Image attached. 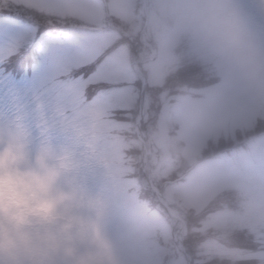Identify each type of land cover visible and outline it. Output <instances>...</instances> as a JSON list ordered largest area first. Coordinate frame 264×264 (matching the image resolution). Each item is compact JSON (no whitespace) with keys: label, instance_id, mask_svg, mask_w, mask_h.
<instances>
[{"label":"rangeland","instance_id":"rangeland-1","mask_svg":"<svg viewBox=\"0 0 264 264\" xmlns=\"http://www.w3.org/2000/svg\"><path fill=\"white\" fill-rule=\"evenodd\" d=\"M28 51L23 74L1 68ZM186 67L200 88L154 92ZM16 136L68 156L84 223L0 264H264V0H0V140ZM236 234L252 248H227Z\"/></svg>","mask_w":264,"mask_h":264},{"label":"clouds","instance_id":"clouds-1","mask_svg":"<svg viewBox=\"0 0 264 264\" xmlns=\"http://www.w3.org/2000/svg\"><path fill=\"white\" fill-rule=\"evenodd\" d=\"M70 166L67 155L47 148L30 157L18 136L0 140V251L57 250L71 241L84 221L60 186Z\"/></svg>","mask_w":264,"mask_h":264},{"label":"trees","instance_id":"trees-1","mask_svg":"<svg viewBox=\"0 0 264 264\" xmlns=\"http://www.w3.org/2000/svg\"><path fill=\"white\" fill-rule=\"evenodd\" d=\"M116 44L117 43H115L110 48H108V50L106 51V54L110 53L111 51L116 49V47H117ZM137 45H141V43L139 42V44H137ZM31 53L32 52H29L28 54L23 53L20 55H15V56L9 58L6 62L2 63L1 68L4 70L5 73H9L12 75H18V76L21 75V74H23L22 72L24 70H26L27 68L30 67V63H32L31 59H30ZM101 59H103V56H100L98 61H100ZM98 61H95L94 63L90 64L89 66L81 68L78 71V73H76V76H88L89 74H91L95 70L97 64L99 63ZM182 75H184L185 77H183ZM183 80H187V84L190 86V88L195 87L197 89L202 86V83L204 81L202 78V73L200 72L199 68H193V67L188 68V67H186L185 69H181V71H179L175 74L173 73V74L167 75L165 78V81H164V85L161 87H157L156 88L157 91L154 89V92L158 93V95H159L161 92L164 91V89H167V91H169L170 94H174L175 93L174 86L178 85L179 81H183ZM102 87H104V85ZM146 88H147V90H150V88H148V87H146ZM100 89H102V88L99 86H96L94 89L90 87L87 91V99L89 100ZM94 90H95V92H94ZM89 96H91V97L89 98ZM111 118H114V116H111ZM117 120H119V119H117ZM207 155H208V152H205L204 153L205 159L207 158ZM228 240H230V241L227 243L226 242L224 243V244H226L225 246L227 248H235V249H238V248L239 249H247V248L250 249V248H252V244H251L252 241L249 240L248 237H246L242 234H236L234 236H231Z\"/></svg>","mask_w":264,"mask_h":264},{"label":"water","instance_id":"water-1","mask_svg":"<svg viewBox=\"0 0 264 264\" xmlns=\"http://www.w3.org/2000/svg\"><path fill=\"white\" fill-rule=\"evenodd\" d=\"M135 72L141 78V81H142L141 91H140V95H139V109H140V113H141V110H142V107H143V94H144V90H145V80H144V76L140 72H138V71H135ZM140 120H138V123H139ZM136 133H137V135H139L138 132H136ZM153 191L159 198H161L160 197L161 195L158 192H156L155 190H153ZM163 204H164L165 209L167 210V212L171 215L169 207L165 203H163ZM172 217L174 218V216H172Z\"/></svg>","mask_w":264,"mask_h":264},{"label":"bare ground","instance_id":"bare-ground-1","mask_svg":"<svg viewBox=\"0 0 264 264\" xmlns=\"http://www.w3.org/2000/svg\"><path fill=\"white\" fill-rule=\"evenodd\" d=\"M172 214H174V212H172Z\"/></svg>","mask_w":264,"mask_h":264}]
</instances>
